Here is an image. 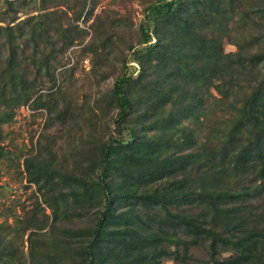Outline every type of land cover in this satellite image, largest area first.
<instances>
[{"label": "trees", "instance_id": "1", "mask_svg": "<svg viewBox=\"0 0 264 264\" xmlns=\"http://www.w3.org/2000/svg\"><path fill=\"white\" fill-rule=\"evenodd\" d=\"M84 1L62 4L77 17ZM63 10L24 20L23 44L46 45L38 61L18 57L21 25L0 26V132L31 83H53L47 59L70 43ZM142 16L108 91L113 132L91 137L86 161L70 167L37 154L21 160L52 218L93 216L49 228L44 242L29 232V254L42 256L30 264H264V0H151ZM223 38L233 51H223ZM209 97L229 116L198 139ZM1 233L0 221L8 262L15 248Z\"/></svg>", "mask_w": 264, "mask_h": 264}, {"label": "rangeland", "instance_id": "2", "mask_svg": "<svg viewBox=\"0 0 264 264\" xmlns=\"http://www.w3.org/2000/svg\"><path fill=\"white\" fill-rule=\"evenodd\" d=\"M71 1L58 0L56 5L46 1L42 9L39 0H13L8 6L0 0V26L21 25L22 36L16 40L22 47L18 53L22 62L28 63V56L32 55L38 61L47 49L40 41L35 49L29 46L30 41L28 46L23 44L21 39L28 33L24 20L31 21L44 10L63 8L64 13L58 20L66 25L70 37V43L61 53L47 59L53 65V83L43 78H40L42 82L31 83L30 98L13 107L11 118L1 124V234L3 240L9 237L15 249L14 257L0 264H30V258H42L29 254V232V237L44 242L49 228L57 231L63 225H89L93 219L92 215L75 218V214H58L52 218L40 193L42 188L37 189L36 184L24 178L21 160L37 154L53 165L70 167L78 161H86L91 137L113 132L111 118L115 106L108 91L114 76L121 70L120 62L127 45L138 39L143 6L151 0H85L77 17L62 4ZM221 45L223 51L234 50L225 38ZM4 54L5 47L0 44V62ZM131 62L127 61L129 66ZM209 92L217 96L213 89ZM206 105L204 117L196 127L198 139H202L201 133L208 125L219 127L229 116L230 108L214 103L211 97ZM37 247L42 250V245ZM219 259L231 262L235 255L222 252ZM52 264L60 263L56 260ZM162 264H172V261L166 259Z\"/></svg>", "mask_w": 264, "mask_h": 264}, {"label": "built area", "instance_id": "3", "mask_svg": "<svg viewBox=\"0 0 264 264\" xmlns=\"http://www.w3.org/2000/svg\"><path fill=\"white\" fill-rule=\"evenodd\" d=\"M131 64H132V66H133V67H135V66H136L134 62H131Z\"/></svg>", "mask_w": 264, "mask_h": 264}]
</instances>
